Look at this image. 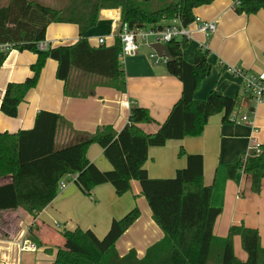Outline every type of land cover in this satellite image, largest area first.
<instances>
[{"label": "trees", "instance_id": "16d2710c", "mask_svg": "<svg viewBox=\"0 0 264 264\" xmlns=\"http://www.w3.org/2000/svg\"><path fill=\"white\" fill-rule=\"evenodd\" d=\"M216 0H69L59 9L44 6L34 0H9L0 7V46L10 50L36 54L31 65V77L21 84H9L4 92L0 112L16 118L18 106L39 81L48 60L57 63L56 79L67 82L71 72L100 79L103 84L125 93V76L118 56L119 39L113 46L92 48L83 36L94 28L102 10H119L120 21L132 30L162 29L163 24L178 20L188 26L193 11ZM237 14L253 15L264 10V0H231ZM51 24L75 25L78 41L73 45H60L47 50L38 49L45 40ZM187 40L171 41L164 47L168 54L166 70L182 86L181 96L172 107L168 118L154 134H145L140 125L152 123L144 108L131 109L127 125L115 133L103 127L93 135L63 148H55L57 129L62 118L53 113L40 112L31 130L16 134L0 133V179L10 177L11 182L0 186V211L21 209L35 216L42 212L57 196L59 183L74 177L73 183L86 196L92 189L110 184L117 196L130 191L136 181L151 211V218L163 237L146 249L142 259L134 250L120 256L116 242L138 220L140 212L134 208L120 220H113L102 239L90 231L76 229L64 231L63 247H57L52 264H264V248L260 246L258 232L243 226L229 228L225 238L213 235L214 223L221 210L211 206L212 188L203 184V160L200 155L186 157V166L177 170L173 179H150L144 169L148 149L163 147L168 141L186 137H199L208 119L223 114L222 122L236 108V100L215 91L206 101L193 99L200 83L208 76L210 67L206 55L199 49L192 64L182 58ZM9 51L0 50V67ZM249 104V98L244 99ZM91 145H98L112 166L109 172L99 171L86 158ZM242 172L251 180V190L257 194L264 178V145L259 155L227 166L226 173L233 180ZM240 239L246 254L239 261L233 248V239ZM70 245L74 246L72 249Z\"/></svg>", "mask_w": 264, "mask_h": 264}, {"label": "crops", "instance_id": "0c3cea01", "mask_svg": "<svg viewBox=\"0 0 264 264\" xmlns=\"http://www.w3.org/2000/svg\"><path fill=\"white\" fill-rule=\"evenodd\" d=\"M9 0H2L0 7ZM149 2L152 0H144ZM231 0H216L208 6L193 11L194 18L205 23H214L215 31L206 35L196 23L188 25L189 39L182 51L188 64L194 61L195 53L202 49L210 67L208 76L200 83L193 95L198 102L206 101L213 91L236 100V108L223 123V114L208 119L199 137H186L168 141L163 147L148 149L144 169L150 179H173L176 171L185 168L186 155H200L203 160V184L212 188L211 206L221 210L214 223L213 235L225 238L232 226H243L258 232L260 246L264 248V178L259 193L251 190V180L238 172L233 180L228 179L226 168L250 155L253 143L264 145V102L254 108L253 133L250 125L236 122L246 114L242 83L228 72L238 68L251 76L264 71V10L253 15L237 14ZM120 21V11L102 10L97 24L83 38L90 47L98 48L115 42L113 25ZM173 22L164 23V26ZM75 25L51 24L46 29L45 42L51 48L73 45L78 41ZM139 48L136 56L127 58L122 69L125 76V93L106 87L95 77L71 72L67 82L56 79L57 63L48 60L37 86L29 91L24 102L18 106L16 118H8L0 112V133L16 134L31 130L40 112L57 114L62 118L55 148L79 142L103 127H111L119 133L128 123L134 107L148 111L153 122L140 125L145 134H154L166 121L174 104L181 96L180 81L166 70V63H154L148 58L152 50ZM36 54L29 51L10 50L0 67V105L9 84H21L31 77V65ZM87 160L99 171L109 172L112 166L103 156L98 145H91L86 152ZM64 184L55 199L35 216L21 209L0 211V264H52L57 247L65 245L62 232L79 229L90 231L102 239L113 220H120L137 208L138 220L116 242V250L122 257L134 250L136 258L142 259L147 248L163 237L151 218V211L141 195L136 181L130 191L117 196L110 184L92 189L84 195L73 183L72 177L61 180ZM11 182L10 177L0 179V186ZM28 241L37 247L35 252L21 251L20 244ZM236 258L244 262L246 254L240 247V239H233Z\"/></svg>", "mask_w": 264, "mask_h": 264}, {"label": "built area", "instance_id": "2783aa9c", "mask_svg": "<svg viewBox=\"0 0 264 264\" xmlns=\"http://www.w3.org/2000/svg\"><path fill=\"white\" fill-rule=\"evenodd\" d=\"M193 23L198 25L199 31L206 35L214 33L215 26L214 23H205L200 21L198 18H194ZM116 39H119L121 43V51L118 56L119 62H123L126 58H132L136 56L140 45L138 44V39L147 42V46L151 44H160L165 46L171 41H181L189 39V30L187 26L181 25L178 20L173 21L172 24L163 27L162 29H142V30H132L128 27L126 23L121 21L113 25L112 30ZM99 46H104V40L99 39L97 41ZM48 44L43 41L38 44V49L45 51L48 49ZM1 51H10L9 45H1ZM149 59L153 60L154 63L163 62L166 63L167 59L159 58L152 51L148 56ZM228 72L231 76L236 79H239L242 83L243 95L245 98H249L248 109L246 114L242 115L239 119L236 120L238 123H246L251 126L252 132L257 133L258 130L254 126V108L255 106L264 102V71L258 76H251L246 72L238 68H229ZM250 155H259L261 153V145L253 143V146L250 147ZM249 156V155H248ZM246 156L244 160L248 157ZM74 177H72V181ZM64 187L63 182L59 183V189ZM21 251H30L35 252L37 247L28 242L24 241L20 244Z\"/></svg>", "mask_w": 264, "mask_h": 264}, {"label": "rangeland", "instance_id": "374dc122", "mask_svg": "<svg viewBox=\"0 0 264 264\" xmlns=\"http://www.w3.org/2000/svg\"><path fill=\"white\" fill-rule=\"evenodd\" d=\"M2 0H0V3H1ZM44 6H47V7H50V8H54V9H59V8H62L64 7L69 0H34ZM138 44L140 45V49L142 47V50H146L148 47H147V42L145 41H142L141 39H138ZM127 59V58H126ZM150 61L152 62V60L150 59ZM70 247L72 249H75L74 246L70 245Z\"/></svg>", "mask_w": 264, "mask_h": 264}, {"label": "water", "instance_id": "95a60500", "mask_svg": "<svg viewBox=\"0 0 264 264\" xmlns=\"http://www.w3.org/2000/svg\"><path fill=\"white\" fill-rule=\"evenodd\" d=\"M150 49L157 55V57L168 59V54L164 46L160 44H151Z\"/></svg>", "mask_w": 264, "mask_h": 264}]
</instances>
